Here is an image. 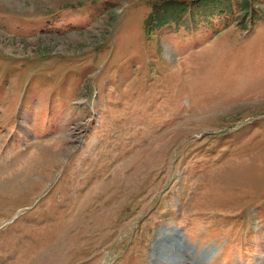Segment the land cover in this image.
Instances as JSON below:
<instances>
[{"label": "rangeland", "instance_id": "374dc122", "mask_svg": "<svg viewBox=\"0 0 264 264\" xmlns=\"http://www.w3.org/2000/svg\"><path fill=\"white\" fill-rule=\"evenodd\" d=\"M0 264H264V0H0Z\"/></svg>", "mask_w": 264, "mask_h": 264}, {"label": "trees", "instance_id": "16d2710c", "mask_svg": "<svg viewBox=\"0 0 264 264\" xmlns=\"http://www.w3.org/2000/svg\"><path fill=\"white\" fill-rule=\"evenodd\" d=\"M165 19H166V17H163V19H162V20H161L159 23L163 22ZM147 21H150V22H151V20H150V19H149V20H147ZM147 21H146V22H147ZM164 23H165V22H164ZM164 23H162V24H164ZM147 25H148V24H146V25H145V27H146Z\"/></svg>", "mask_w": 264, "mask_h": 264}]
</instances>
